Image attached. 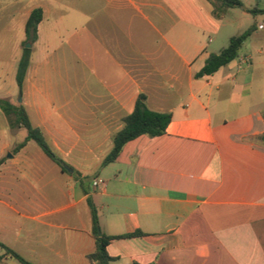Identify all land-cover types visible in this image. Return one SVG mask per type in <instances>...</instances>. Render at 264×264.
I'll use <instances>...</instances> for the list:
<instances>
[{
    "label": "crops",
    "instance_id": "obj_1",
    "mask_svg": "<svg viewBox=\"0 0 264 264\" xmlns=\"http://www.w3.org/2000/svg\"><path fill=\"white\" fill-rule=\"evenodd\" d=\"M76 3L85 17L72 36L79 67L63 73L57 61L66 86L55 88V118L32 102L34 92L45 97V77L31 60L22 90L30 121L34 108L32 126L60 158L72 160V171L63 172L34 141L19 148L26 137L3 144L0 243L33 264H91V201L103 234L142 233L110 241V264H264V112L245 111L234 121L226 116L220 99L228 96L225 89L236 91L244 77L238 69L196 76L217 54L208 49L214 42L200 38L221 27L211 4L74 0L73 8ZM140 95L150 110L171 113L166 133L128 142L103 166ZM19 128L10 123L13 137ZM96 179L106 186L95 188ZM0 264L22 263L0 246Z\"/></svg>",
    "mask_w": 264,
    "mask_h": 264
},
{
    "label": "rangeland",
    "instance_id": "obj_2",
    "mask_svg": "<svg viewBox=\"0 0 264 264\" xmlns=\"http://www.w3.org/2000/svg\"><path fill=\"white\" fill-rule=\"evenodd\" d=\"M241 1L246 7L258 5L264 8V0ZM73 2L74 0H0V100L2 102L8 103L11 107L23 106L22 102L26 99V94H24L25 91L21 93L18 86V65L25 53V48L31 45L28 48L30 60L45 77L43 79L45 97L34 92L32 102L48 109L45 112L55 118L53 111L55 106H52L55 88L66 86L56 75L57 61L60 60L59 69L63 73H71L73 65L79 67L76 62V64L73 62V59H76L73 55V46L76 42H72V36L75 29L85 21V17L79 14L77 3L75 8L72 7ZM35 8H42L47 13L38 25L37 37L33 38L27 35L25 25L30 11ZM218 20L221 23L218 34L200 33L201 42L207 44L214 42V45H208V49L216 53L228 46L231 37L241 35L252 26H256L255 31L240 49L239 56L222 68L223 72L233 75L238 69L243 74L239 76H244L234 84L236 91L232 95L228 94L227 89L222 92V95H228L219 100L220 103L228 105L226 116L230 121H234L243 116L245 111L252 114L264 112V15L254 16L247 13L245 9L236 7L220 14ZM246 55H249V59L241 61L242 65L235 69L239 60ZM245 87L248 92L244 90ZM45 99H50L53 104ZM49 104L51 106H48ZM33 109L30 108V115L35 125ZM13 119V115L7 116L0 108V147L5 143L19 144L27 135V130L20 127L13 137L9 132L10 122ZM33 144L38 146L35 142ZM38 148L41 150L40 147ZM61 159L67 170L72 171L70 166L72 160ZM116 167L117 165L108 167L106 172L102 171L101 177L107 179L108 174Z\"/></svg>",
    "mask_w": 264,
    "mask_h": 264
},
{
    "label": "trees",
    "instance_id": "obj_3",
    "mask_svg": "<svg viewBox=\"0 0 264 264\" xmlns=\"http://www.w3.org/2000/svg\"><path fill=\"white\" fill-rule=\"evenodd\" d=\"M212 6V15L214 18L219 19L220 14L225 13L228 9L236 7L243 8L247 13L254 16L264 15V8L258 5L246 7L241 0H206ZM44 18L43 10L35 8L29 15L25 31L28 36L36 38L38 32V25ZM256 26H252L241 35L233 36L230 38L227 47L222 49L217 54H211L206 60L204 67L196 74L197 77L204 75L211 76L221 68L227 66L239 56V51L243 47L247 38L255 31ZM30 65V49L25 48V53L21 58L18 65L17 82L22 93L26 73ZM0 108L7 115H13L14 120L11 121L18 126L24 127L27 130L25 140L20 144L19 148L24 147L29 141H34L41 150L55 162L63 172H66V165L59 157L57 152L52 148L51 144L47 141L41 129L32 126L28 113L23 106L11 107L8 103L0 100ZM172 120L171 113L157 112L150 110L146 105V96L140 95L135 103L132 112L123 120V127L116 133L112 148L106 158L103 160L102 165L107 166L116 161L121 154L124 146L142 135L149 137H159L166 133L167 127ZM259 141L264 145V134L259 137ZM91 209L92 231L96 239V249L88 256L91 264H110L115 259L110 257L107 252V247L110 241L118 238H131L141 236L142 233L128 234L118 237L107 236L101 232L98 214L95 206L89 201ZM0 246L6 249L7 254L16 258L22 264H33L22 258L14 250L0 243Z\"/></svg>",
    "mask_w": 264,
    "mask_h": 264
},
{
    "label": "built area",
    "instance_id": "obj_4",
    "mask_svg": "<svg viewBox=\"0 0 264 264\" xmlns=\"http://www.w3.org/2000/svg\"><path fill=\"white\" fill-rule=\"evenodd\" d=\"M93 186L95 187V188H104L105 186H106V184H105V182L103 181V180H101V179H96V180H94L93 181Z\"/></svg>",
    "mask_w": 264,
    "mask_h": 264
},
{
    "label": "water",
    "instance_id": "obj_5",
    "mask_svg": "<svg viewBox=\"0 0 264 264\" xmlns=\"http://www.w3.org/2000/svg\"><path fill=\"white\" fill-rule=\"evenodd\" d=\"M31 47V45H27V48H30Z\"/></svg>",
    "mask_w": 264,
    "mask_h": 264
}]
</instances>
